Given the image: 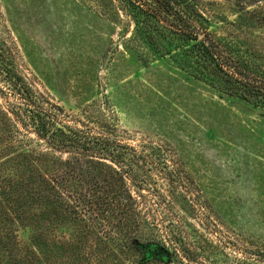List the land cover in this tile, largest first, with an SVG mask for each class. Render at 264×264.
Returning a JSON list of instances; mask_svg holds the SVG:
<instances>
[{
	"label": "rangeland",
	"instance_id": "1",
	"mask_svg": "<svg viewBox=\"0 0 264 264\" xmlns=\"http://www.w3.org/2000/svg\"><path fill=\"white\" fill-rule=\"evenodd\" d=\"M187 12L264 65V0H192ZM0 44L62 123L144 157L135 163L147 186L135 193L154 229L133 235L178 255L188 243L199 264L264 251V109L156 57L119 0H0ZM0 105L18 104L0 92Z\"/></svg>",
	"mask_w": 264,
	"mask_h": 264
},
{
	"label": "trees",
	"instance_id": "2",
	"mask_svg": "<svg viewBox=\"0 0 264 264\" xmlns=\"http://www.w3.org/2000/svg\"><path fill=\"white\" fill-rule=\"evenodd\" d=\"M119 1L156 57H173L192 78L264 109V65L210 34L203 19L193 25L192 0ZM0 86L18 104L0 105V264H199L188 243L178 255L131 232L154 229L135 193L147 186L135 163L143 156L62 123V109L33 93L1 44ZM247 254L236 264H264V251Z\"/></svg>",
	"mask_w": 264,
	"mask_h": 264
}]
</instances>
